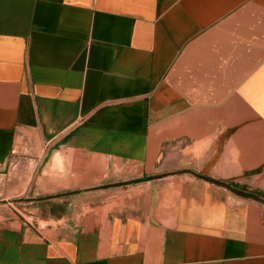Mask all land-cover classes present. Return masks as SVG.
Listing matches in <instances>:
<instances>
[{
  "label": "crops",
  "instance_id": "0c3cea01",
  "mask_svg": "<svg viewBox=\"0 0 264 264\" xmlns=\"http://www.w3.org/2000/svg\"><path fill=\"white\" fill-rule=\"evenodd\" d=\"M24 143L81 201L0 264H264V0H0V177Z\"/></svg>",
  "mask_w": 264,
  "mask_h": 264
},
{
  "label": "rangeland",
  "instance_id": "374dc122",
  "mask_svg": "<svg viewBox=\"0 0 264 264\" xmlns=\"http://www.w3.org/2000/svg\"><path fill=\"white\" fill-rule=\"evenodd\" d=\"M35 152V147L30 143L19 146L11 158L6 175L0 177V214L20 220L34 230L44 231L49 227V221L72 215L71 201L78 200L76 204H79L81 199L60 193L40 196L35 194L32 185L31 190H25L32 171L37 174L49 172L48 153H44L41 161L36 163L33 162ZM58 160L53 161L57 164L54 166L61 168Z\"/></svg>",
  "mask_w": 264,
  "mask_h": 264
}]
</instances>
